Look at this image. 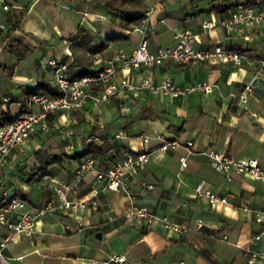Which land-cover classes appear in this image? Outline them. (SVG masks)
Returning <instances> with one entry per match:
<instances>
[{
  "label": "crops",
  "instance_id": "0c3cea01",
  "mask_svg": "<svg viewBox=\"0 0 264 264\" xmlns=\"http://www.w3.org/2000/svg\"><path fill=\"white\" fill-rule=\"evenodd\" d=\"M152 1L136 3H141L143 10ZM236 1L160 0L148 24L149 47L172 44L174 30L188 26L199 33L195 42L198 47L221 42L264 56V19L255 25H216L201 30L202 20L228 13ZM23 7L19 20L10 28L9 18ZM5 21L6 27L0 32V112H22L19 109L25 91L37 83L54 87L50 56L65 61L69 74L80 68L96 71L114 49H130L140 38V32L131 28L134 21L125 26L118 14L90 0H12ZM77 25L84 33L82 44L78 43L80 37L72 40L70 36ZM108 34L117 37L105 41ZM12 37L27 44L28 50L18 53ZM103 41L105 46L97 47ZM120 75L133 81L148 76L153 82L169 76L177 84L208 80L217 82L218 87L175 96L121 89L110 100L96 105L88 100L79 108L48 112L49 130L33 131L24 143L11 147L0 169V202L5 190L8 195H22L27 206L44 208L31 236L12 232L0 221V239L9 236L4 253L22 255L16 259L22 264H103L113 252L124 254L123 264H248L244 246L264 250V235L249 241L262 221L245 205L264 207V181L235 171L226 175L215 169L201 150L213 147L238 156H254L264 167V76L255 75L252 63L207 59L177 62L168 58L151 65L119 68L115 80ZM249 80L253 91L244 101H237L230 92ZM122 129L126 134L113 136ZM141 132L150 135L148 140L139 137ZM163 138L177 143L160 149ZM91 139L97 143L114 141V155L125 150H148V162L130 173L126 183L132 190L138 189L140 179L153 185L136 193L134 201L175 219L193 222L199 217L202 227L174 234L160 222L137 226L122 214L128 203L126 195L108 187L98 191L96 209L62 207L55 193L59 181L71 185L70 197L91 193L92 174L86 170L76 180L78 156L72 155ZM186 139L192 141L190 148ZM87 153L94 154L98 164L103 160L95 152ZM54 154L61 158L45 163ZM180 155L186 157L184 165ZM201 180L204 188L225 195L227 201L215 204L198 194L195 186ZM96 231H100V237ZM250 264H264V257Z\"/></svg>",
  "mask_w": 264,
  "mask_h": 264
},
{
  "label": "built area",
  "instance_id": "2783aa9c",
  "mask_svg": "<svg viewBox=\"0 0 264 264\" xmlns=\"http://www.w3.org/2000/svg\"><path fill=\"white\" fill-rule=\"evenodd\" d=\"M12 0H0V32L5 29V13L11 6ZM160 0H154L147 4L141 17L132 22L131 28L140 32V38L130 49L116 48L109 55L103 58V64L96 71L81 75L70 76L67 63L56 56H50L48 63L52 67L53 86L55 92L38 90L28 97L29 107L18 113L9 122L0 125V169L7 159L9 150L13 146L21 145L26 141L33 131L46 132L50 125L47 113L64 108L82 107L88 100L94 105L101 101H108L112 95L121 89L136 92L139 89H146L151 93L164 95H179L189 90H211L213 86L218 87V83L208 80H197L192 83L177 84L169 76L162 77L159 81L153 82L148 76H142L137 81L130 80L126 75H120L117 80L118 69L122 67L138 66L140 64L151 65L161 62L163 59H171L177 62H185L190 59H207L211 61H229L234 64L254 65L255 75L264 76V56L248 54L243 49L225 45L221 42L213 43L209 46L198 47L195 42L199 39L198 32L193 31L188 26L177 27L174 32V41L169 45H158L150 48L147 41V29L150 17L155 11L156 4ZM264 19V0H238L233 4L232 9L222 15L212 16L200 22L202 31L211 29L216 25L232 28L240 24L255 25ZM66 41H68L66 39ZM253 91L252 81H246L236 91L230 92L237 101H244ZM126 109L129 105L124 106ZM252 115L254 111H250ZM126 134L125 130L114 132V137ZM146 132L139 133V137L146 141L149 138ZM175 139H165L158 145L160 149L174 146ZM188 148L192 144L191 139H186ZM72 148V144H69ZM210 161V164L217 170L229 175L232 171L242 173L254 179L264 181V167L254 156H238L230 151L208 147L201 150ZM149 151L146 149L125 150L115 154L110 162L105 166L98 164V158L92 153H85L78 157L74 168L75 179L79 180L88 170L92 174V187L89 195L78 197L68 196V191L72 188L65 181H59L56 185L55 193L62 207L90 206L97 208V193L102 187H108L123 192L128 203L122 210V214L131 220L135 225L142 226L143 223L150 225L153 222H160L169 233L181 234L190 230H199L203 225L201 218H195L193 222L182 219H175L168 214H158L151 207L144 203L134 201L136 193H142L152 187L153 183L145 179H140L137 190H132L126 183L127 176L139 168L145 166L149 160ZM180 163H186L185 155L179 156ZM51 180L58 181L54 176ZM195 190L203 195L209 202L217 204L226 202L225 195H218L210 189L202 186V180L197 183ZM52 207V206H51ZM253 210L256 218L262 221L261 228L251 235L250 240L255 242L261 235H264V207H248ZM44 208L27 206L24 197L20 194L8 195L3 191V200L0 202V221L6 223L15 233H22L31 236L34 232V225L38 215ZM226 239V234L221 235ZM5 236L0 239V263L1 264H22L15 257L4 253L3 247ZM244 254L248 264L258 257H264V250L252 246H244ZM125 256L122 253L113 252L103 264H123Z\"/></svg>",
  "mask_w": 264,
  "mask_h": 264
},
{
  "label": "trees",
  "instance_id": "16d2710c",
  "mask_svg": "<svg viewBox=\"0 0 264 264\" xmlns=\"http://www.w3.org/2000/svg\"><path fill=\"white\" fill-rule=\"evenodd\" d=\"M131 0H99L97 1L99 4L102 6H105L106 8L112 10L114 14H118L120 18V22L123 25H127L131 21H137L141 15H142V6L141 3H136L138 0H134L133 4H129L128 2ZM133 1V0H132ZM136 4V5H135ZM26 5H24L25 7ZM24 7L20 10L18 14L13 15L12 17L9 18L11 21V26L15 24L16 21L19 20L20 14L24 10ZM222 10L223 8H219ZM10 23V22H9ZM82 28L80 25H77L76 27V32L72 33L70 36L72 40H75L76 37H80L78 40V43H84L83 37L84 33L81 31ZM117 37V34H108L104 36V40H110ZM82 39V40H81ZM11 40L15 41V49L18 53H22L28 50V45L23 43L19 38L17 37H12ZM105 41H103L99 46L97 47H103L105 46ZM95 70L91 69H79L74 71L70 76H75V75H81L84 73H91L94 72ZM46 90L47 92H55L54 87H51L48 85L47 82H40L37 83L34 87H31L25 91V95L22 98L21 101V108L19 110H26L28 108V97L30 96L31 93L38 91V90ZM1 100V99H0ZM19 112H11L10 110H6L5 112H0V125L12 121L16 115ZM117 148V144L114 141H102L100 143H97L95 140L91 139L85 142V146L79 150L74 152L72 155L73 156H81L87 152H95L101 156L103 160H100L99 165L103 166L102 163L111 156H114L115 149ZM61 158L59 155H52L49 160H44L45 163H49L51 161H55L57 159Z\"/></svg>",
  "mask_w": 264,
  "mask_h": 264
},
{
  "label": "rangeland",
  "instance_id": "374dc122",
  "mask_svg": "<svg viewBox=\"0 0 264 264\" xmlns=\"http://www.w3.org/2000/svg\"><path fill=\"white\" fill-rule=\"evenodd\" d=\"M97 1H99V0H90V3H96V4H99ZM132 1V0H131ZM133 2H134V0H133ZM129 4H131V3H129ZM1 71V70H0ZM124 117V116H123ZM124 118H126V117H124Z\"/></svg>",
  "mask_w": 264,
  "mask_h": 264
},
{
  "label": "water",
  "instance_id": "95a60500",
  "mask_svg": "<svg viewBox=\"0 0 264 264\" xmlns=\"http://www.w3.org/2000/svg\"><path fill=\"white\" fill-rule=\"evenodd\" d=\"M95 234L100 237V231H96Z\"/></svg>",
  "mask_w": 264,
  "mask_h": 264
}]
</instances>
